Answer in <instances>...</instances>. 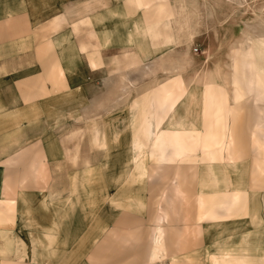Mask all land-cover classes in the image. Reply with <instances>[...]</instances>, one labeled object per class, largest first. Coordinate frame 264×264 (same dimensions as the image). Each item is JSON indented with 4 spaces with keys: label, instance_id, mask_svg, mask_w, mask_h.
<instances>
[{
    "label": "crops",
    "instance_id": "obj_1",
    "mask_svg": "<svg viewBox=\"0 0 264 264\" xmlns=\"http://www.w3.org/2000/svg\"><path fill=\"white\" fill-rule=\"evenodd\" d=\"M185 1L0 0V264H264V241L250 235L212 244L220 235L207 232L198 246L189 239L196 224H187V187L199 177L195 207L207 231L245 210V190L247 216L221 223L235 232L263 227L256 147L264 150V101L258 77L234 73L231 50L246 29L236 41L238 20L228 16L219 23L232 30L225 88L207 69L184 85L196 60L194 22L203 12L215 17L217 0H187V11ZM194 80L201 100L192 150L155 157L153 135L183 114ZM236 81L253 85L240 104ZM213 192L234 194L233 204L208 221L207 210L226 205Z\"/></svg>",
    "mask_w": 264,
    "mask_h": 264
},
{
    "label": "rangeland",
    "instance_id": "obj_2",
    "mask_svg": "<svg viewBox=\"0 0 264 264\" xmlns=\"http://www.w3.org/2000/svg\"><path fill=\"white\" fill-rule=\"evenodd\" d=\"M248 2H249L251 7L256 9V12L258 13L257 15L259 17H264V0H248ZM212 4L216 6V8H215L216 16L215 17H208V15L203 12L201 17L197 18L194 22V25H196L195 27H197L198 30H197L196 38L191 43L190 52H191L192 56H194V59H196V60H194V62H195L194 63V71L192 69H189L184 73L186 75L185 80L183 81L185 86H187L190 83V81L192 80V78L196 74H200V71L207 69V70L212 71L215 74L218 85L220 87L225 88L224 78L230 72L229 68L227 67V63L229 62L228 53H229V49H230L229 43L231 42L230 40L232 38V30L230 29V31H228L226 29H224V30L221 29V27H219V23L225 21L226 20L225 18L227 16L233 18L234 21L238 20V24L233 27V34L236 38V41L242 37V30H244V29H246L244 37L247 34H251L253 32H255L259 35H261V34L264 35V25H262L261 21L256 18V16L254 15L253 12H251L250 10H247V7H245V5L240 8L239 6H236L234 4L232 5L230 2H227L224 0H217V1L213 2ZM226 4H227L228 8H231L233 10V13L229 14V12L226 11L224 8H220L222 5H226ZM196 8H197V1H196ZM217 27H218V32H219L218 38H217V34L215 32ZM249 27L254 28V31H252V29ZM235 38L233 40H235ZM219 39H220V41H219ZM243 40L239 41V43L237 44L238 47L240 46L241 42H243ZM236 49L237 48H235V47L232 48L231 56L233 54V51H235ZM188 56H190V55L188 52H186L185 57H188ZM151 83H153V82H151ZM187 88L185 87L184 91H186ZM241 118L242 119L239 120L238 124H239V128L243 129L249 123L246 122L247 120L244 119L243 116H241ZM213 121H215V120H213ZM216 127L217 126L215 125V122H213V124L211 125V128H216ZM240 131H243L245 133V129L240 130ZM109 136H110V134H109ZM247 136H248V133L246 132V135L244 138V139H246V141H248V139H249ZM112 152H113V150H112ZM199 156L202 157L203 156L202 153L196 155V165L203 163L202 161H200ZM244 163L246 166L242 167V169L244 172L249 174V177H248V180H249L250 179L251 159L247 156ZM231 172H234V171H231ZM234 178H237V175ZM201 179H202V177H199L197 179L196 185L191 186V184H189V186L187 187L188 194H189L188 195L189 196L188 197L189 198L188 203L190 204V206H189V204H187L188 209H185L186 207H184V209L186 210V213L189 212V215H190V221H188L187 224H188V226H192V229H193V225L196 224L195 233L189 235L192 237V238H189L191 241H196L197 246H198L201 242H203V239H204L205 234L207 232H214L216 234H219L220 237H221L222 232H226L229 234V235L223 237V239L222 238L219 239L220 237L215 238L217 240H213L212 244L215 242L224 243L226 241L237 242V241L241 240V238L244 235H250L251 240L258 239V240L264 241V223H263V227L259 230L255 229L253 227H248V229L238 230V232L237 231L235 232L234 231L235 229L231 230V226L225 228V225L221 223V222H228L230 219H233L235 217H246L247 216L246 215V211H247L246 207L248 205L246 202L248 201L247 197L249 199V195H248L249 191L247 192L246 190L243 191L245 202L243 204L244 206L242 205L243 209L245 207V210H242L240 212H239V209L236 210L238 212L234 217L226 219V220H221L220 223H217L218 225H214L209 231H207L205 228L204 221L199 220V217L201 214V209L199 208V206H197V204L195 207L196 198H197L198 194L201 193L200 191L203 190L202 186L204 184H202V186H201V184H200ZM245 184H246V182H245ZM244 186H246V185H244ZM202 193H204V192H202ZM214 193L215 192H213V194ZM217 194H219V196H221L222 194H224V192H219ZM214 202H216V201L214 200ZM210 206H214V203L209 202V207ZM189 207L191 209H189ZM121 210H125L123 212L124 216H127V215L129 216L128 210H126V209H121ZM263 210H264V208L262 209V216L264 219ZM194 218H196V220H194ZM120 232H127V231H120ZM256 234L259 236H257ZM195 245L196 244H192V246L189 248V250L194 249Z\"/></svg>",
    "mask_w": 264,
    "mask_h": 264
},
{
    "label": "bare ground",
    "instance_id": "obj_3",
    "mask_svg": "<svg viewBox=\"0 0 264 264\" xmlns=\"http://www.w3.org/2000/svg\"><path fill=\"white\" fill-rule=\"evenodd\" d=\"M230 2L232 5L239 6L240 8L245 5L247 10H250L254 13L257 19H259L264 25V17H259L256 12V9L250 6L248 0H224ZM188 2L185 1L184 9L188 8ZM182 5V4H181ZM196 10V9H195ZM187 11V10H186ZM199 16V15H198ZM184 26L183 29L187 33L190 28V19L187 14L183 17ZM224 22V21H223ZM237 23V22H236ZM235 24V23H234ZM194 27V26H193ZM254 31V28L249 27ZM190 36H192L190 34ZM257 36V37H256ZM188 37V36H187ZM183 41V40H182ZM232 59L234 62L235 72L238 74L242 73L243 77L252 76L258 77L259 82L257 85L258 90V98L264 101V35L257 34L255 32L251 34H247L244 37L243 42H241L240 46L233 51ZM237 79V78H235ZM191 88L189 90L188 95L184 99L182 105L183 114L175 111L173 116L170 118L168 122V127L159 133H156L153 140V154L156 157V153H162L163 156L170 152L171 149H175L176 154L186 153L192 150V143L196 141V108L200 104V87L196 86V80L191 83ZM235 84L239 87V91L235 92L234 101L237 104H240L244 96H250L252 94L253 85L249 82L245 87L239 82L236 81ZM203 93V92H202ZM252 100V99H251ZM259 114L264 115V111L261 110ZM261 121H264L260 119ZM179 126V132L176 127ZM260 132L262 129H259ZM264 132V129L262 130ZM152 134V132H151ZM183 136V145L180 144V137ZM261 143H264V133L262 134ZM262 146L258 145L256 148H259L261 152L264 150L261 148ZM138 148V147H137ZM156 152V153H155ZM237 165L236 162L231 161L228 164V167L235 168ZM237 168V167H236ZM235 168V169H236ZM218 186V184H216ZM236 190H240V188H236ZM233 195L232 193H224L221 196L214 195L220 197L223 202H229L232 206L233 204ZM222 206V207H221ZM221 207V208H220ZM219 208L207 210L208 221L219 219L221 217H225L228 215L231 207H228V203L220 205ZM209 208V207H208Z\"/></svg>",
    "mask_w": 264,
    "mask_h": 264
}]
</instances>
